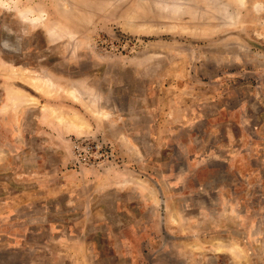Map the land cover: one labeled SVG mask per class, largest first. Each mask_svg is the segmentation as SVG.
I'll use <instances>...</instances> for the list:
<instances>
[{"label":"rangeland","instance_id":"1","mask_svg":"<svg viewBox=\"0 0 264 264\" xmlns=\"http://www.w3.org/2000/svg\"><path fill=\"white\" fill-rule=\"evenodd\" d=\"M0 264H264V0H0Z\"/></svg>","mask_w":264,"mask_h":264},{"label":"bare ground","instance_id":"2","mask_svg":"<svg viewBox=\"0 0 264 264\" xmlns=\"http://www.w3.org/2000/svg\"><path fill=\"white\" fill-rule=\"evenodd\" d=\"M242 1H244V0H242ZM258 4L256 3V10H259L258 8ZM231 13V12H230ZM229 13V14H230ZM228 14V13H227ZM232 14V13H231ZM229 16V15H228ZM228 19H229V17H227ZM231 18H232V16H231ZM231 18H230V20H231ZM236 23V22H235ZM131 24V23H130ZM227 24V23H226ZM237 25V24H236ZM131 28V27H130ZM73 97V96H72ZM75 115V114H74ZM107 117V116H106ZM75 119V118H74ZM61 120V119H60ZM78 120H80V119H78ZM73 122V121H72ZM81 122V121H80ZM79 123V122H78ZM83 123V122H82ZM71 124V123H70ZM73 124V123H72ZM75 126H76V124H74ZM70 127V126H69ZM121 182V181H120ZM131 182H132V180H131ZM126 183V182H125Z\"/></svg>","mask_w":264,"mask_h":264}]
</instances>
